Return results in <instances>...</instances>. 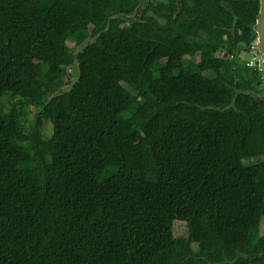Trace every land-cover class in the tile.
I'll list each match as a JSON object with an SVG mask.
<instances>
[{
  "label": "trees",
  "instance_id": "1",
  "mask_svg": "<svg viewBox=\"0 0 264 264\" xmlns=\"http://www.w3.org/2000/svg\"><path fill=\"white\" fill-rule=\"evenodd\" d=\"M122 4L0 0V264H264L259 5L232 42L220 1L165 29Z\"/></svg>",
  "mask_w": 264,
  "mask_h": 264
},
{
  "label": "flooded vegetation",
  "instance_id": "2",
  "mask_svg": "<svg viewBox=\"0 0 264 264\" xmlns=\"http://www.w3.org/2000/svg\"><path fill=\"white\" fill-rule=\"evenodd\" d=\"M123 11L117 16L120 18L119 25L131 26L133 23H137L140 28H145L146 25L158 28H168L172 25L181 24L183 20H191L192 14H188L184 10L183 4L186 9H189L192 4L201 3L204 0H121ZM220 1V3L225 6L229 14L233 18L231 26H221L225 31L223 38L226 41L230 39L232 42L236 41V35H242L248 33L246 28H242L241 23H245V14L248 13L250 9H254L256 5L258 7V14L260 10L261 0H215ZM174 5V6H173ZM239 13L236 12V9ZM138 13L133 19H127V16ZM258 18V15H257ZM256 18V21H257ZM123 19V20H122ZM175 22V23H172ZM248 24V22H247ZM256 24V22H255ZM251 25L252 27L255 25ZM165 31V30H162ZM254 31V29H253ZM255 33V32H254ZM256 35V33H255ZM257 41V35L256 40ZM242 42H239V44Z\"/></svg>",
  "mask_w": 264,
  "mask_h": 264
},
{
  "label": "water",
  "instance_id": "3",
  "mask_svg": "<svg viewBox=\"0 0 264 264\" xmlns=\"http://www.w3.org/2000/svg\"><path fill=\"white\" fill-rule=\"evenodd\" d=\"M135 16H138V13L136 12L135 14H132L130 16H127V19L131 20L133 18H135ZM110 23L111 21H108V25L107 27L103 30V32L108 31L109 27H110ZM254 32L257 35V43H256V50L261 53L264 56V0H261L260 3V10H259V14H258V18L256 21V24L253 26ZM102 35V32H100L98 35H96L95 37L89 38L83 45L79 46L75 52H74V67H78L79 65V60H78V56L79 54L84 51V49L91 43V42H95L97 41ZM263 80H264V70H263ZM264 98V96H263Z\"/></svg>",
  "mask_w": 264,
  "mask_h": 264
},
{
  "label": "rangeland",
  "instance_id": "4",
  "mask_svg": "<svg viewBox=\"0 0 264 264\" xmlns=\"http://www.w3.org/2000/svg\"><path fill=\"white\" fill-rule=\"evenodd\" d=\"M69 44H70V46L74 47V50H76L79 47V46H75V44L73 42H70ZM240 57H241V59H245L246 61L247 60L249 61L250 59H252L253 54L249 50H247L246 52L245 51H241L240 52ZM76 69L77 68L74 67V65H73V71L74 72H76L75 71ZM29 109H30V111H29L30 115L28 117V120L24 121V123H23L25 128H29V126L33 122V119L35 117L36 112L38 111L36 108H34L32 106ZM42 133L44 134L46 139H50L52 137V135H53V125H52V123L50 121L45 120L44 125H43V129H42ZM178 227H179L178 230L180 232H182L185 229L184 224H180Z\"/></svg>",
  "mask_w": 264,
  "mask_h": 264
},
{
  "label": "built area",
  "instance_id": "5",
  "mask_svg": "<svg viewBox=\"0 0 264 264\" xmlns=\"http://www.w3.org/2000/svg\"><path fill=\"white\" fill-rule=\"evenodd\" d=\"M256 43L257 41H254L249 48V51L253 54V57L249 61H246V65L262 72L264 70V56L256 50Z\"/></svg>",
  "mask_w": 264,
  "mask_h": 264
},
{
  "label": "clouds",
  "instance_id": "6",
  "mask_svg": "<svg viewBox=\"0 0 264 264\" xmlns=\"http://www.w3.org/2000/svg\"><path fill=\"white\" fill-rule=\"evenodd\" d=\"M243 60V59H242ZM263 73V72H262Z\"/></svg>",
  "mask_w": 264,
  "mask_h": 264
}]
</instances>
